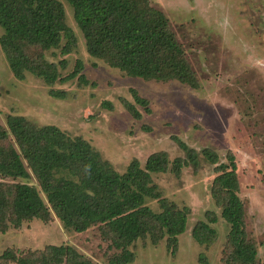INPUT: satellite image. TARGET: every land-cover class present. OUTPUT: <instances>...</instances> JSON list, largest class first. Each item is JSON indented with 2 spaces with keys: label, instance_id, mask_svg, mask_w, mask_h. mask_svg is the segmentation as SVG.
<instances>
[{
  "label": "rangeland",
  "instance_id": "1",
  "mask_svg": "<svg viewBox=\"0 0 264 264\" xmlns=\"http://www.w3.org/2000/svg\"><path fill=\"white\" fill-rule=\"evenodd\" d=\"M62 1L75 44L69 54H63L62 48L46 52V59L56 64L67 61V68L60 70L63 77L81 61L91 84L75 78L48 86L32 74L20 81L0 46V124L8 128V116L15 115L39 126L55 125L73 138L87 140L119 173L126 172L135 159L144 166L157 152H167L171 160L185 159L176 138L200 154L199 166L184 168L180 177L172 172L153 175L163 197L190 209L187 230L179 236L175 253L167 238L155 245L147 237L131 247L136 259L129 264H231L230 225L212 191L217 165L201 152L210 149L226 164L233 154L239 195L247 205V231L257 245L258 263L264 264V0H150L168 17L186 49L199 89L179 81L132 77L92 57L73 8ZM3 34L0 26V38ZM66 43L64 39L62 46ZM132 89L150 102V114L136 103ZM52 90L65 92L66 97L54 98ZM126 103L142 113L141 120L134 118ZM31 184L40 190L35 179ZM149 205L160 212L157 201ZM198 222L216 231L209 244L194 238ZM52 245L71 246L93 264H110L121 252L102 226L78 233L66 229L51 211L48 222L35 219L20 229L0 231V264H21L4 259L6 251L24 258Z\"/></svg>",
  "mask_w": 264,
  "mask_h": 264
},
{
  "label": "trees",
  "instance_id": "2",
  "mask_svg": "<svg viewBox=\"0 0 264 264\" xmlns=\"http://www.w3.org/2000/svg\"><path fill=\"white\" fill-rule=\"evenodd\" d=\"M65 1L74 10L92 57L132 77L179 81L192 89L200 88L197 73L168 17L150 0ZM0 26L4 30L0 46L18 80L32 74L48 86L75 78L83 85L91 84L81 61L74 72L63 77L60 70L67 68V61L56 64L46 59V52L62 48L63 54H69L75 44L62 0H0ZM64 39L67 43L62 46ZM132 93L136 103L150 114V102L136 89ZM51 96L64 99L66 93L52 90ZM126 105L135 119H142L134 105ZM7 127L0 124L1 232L10 227L20 229L35 219L48 222L53 211L68 230L83 233L102 226L121 251L110 264L134 262L136 254L131 247L147 237L155 245L167 238L168 247L175 253L179 236L187 230L190 209L163 197L153 175L172 172L180 177L184 168L198 167L200 154L196 150L176 138L185 159L171 160L167 152H157L144 166L135 159L126 172L119 173L87 140L73 138L55 125L39 126L22 116L9 115ZM201 154L211 165H217L212 191L222 207L223 219L230 225L229 261L259 264L257 245L247 231V205L239 195L235 156L230 154L226 164L210 149ZM34 179L40 190L31 184ZM151 201L160 204V212L152 209ZM193 235L200 244H209L216 231L198 222ZM41 254L19 258L6 251L2 257L21 264L36 259L39 264H93L68 245H52Z\"/></svg>",
  "mask_w": 264,
  "mask_h": 264
}]
</instances>
